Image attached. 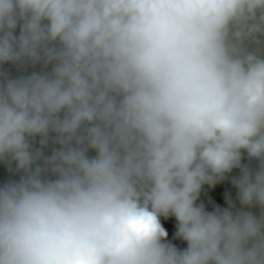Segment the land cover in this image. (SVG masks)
<instances>
[{
	"label": "clouds",
	"instance_id": "1",
	"mask_svg": "<svg viewBox=\"0 0 264 264\" xmlns=\"http://www.w3.org/2000/svg\"><path fill=\"white\" fill-rule=\"evenodd\" d=\"M7 63L0 264H264V0H0Z\"/></svg>",
	"mask_w": 264,
	"mask_h": 264
},
{
	"label": "rangeland",
	"instance_id": "2",
	"mask_svg": "<svg viewBox=\"0 0 264 264\" xmlns=\"http://www.w3.org/2000/svg\"><path fill=\"white\" fill-rule=\"evenodd\" d=\"M41 70H42V66L38 65L37 71H41ZM0 71H4L9 76L15 78L20 75H27L28 67L27 65L22 67L19 65L4 64L0 66ZM54 147H59V146L52 145L50 143L46 148L43 149L44 155L46 156L51 155V151ZM38 148H40V146ZM88 155L90 157L95 156V151L90 150ZM258 163L259 162L257 160L249 159L247 157V154L246 153L244 154V157L242 159L243 165H247L250 169L255 170L258 167ZM21 175L22 173L16 171L15 169V173L12 181H18ZM239 175H240V170L234 169L232 173L226 175V178L224 180L217 182L214 186H209L205 184L202 187L197 203H203L207 211H213L216 207L227 208L228 200H231L234 205L233 210H239L241 206L239 204V200L237 196L238 190L232 183L233 176H239ZM251 211H253L255 214L259 213L258 209H251ZM160 219L162 225L168 231L167 242L172 243L180 250L185 249L187 247V242L176 237L177 221L175 217L173 216H169L168 218L161 217Z\"/></svg>",
	"mask_w": 264,
	"mask_h": 264
},
{
	"label": "trees",
	"instance_id": "3",
	"mask_svg": "<svg viewBox=\"0 0 264 264\" xmlns=\"http://www.w3.org/2000/svg\"><path fill=\"white\" fill-rule=\"evenodd\" d=\"M19 33V29H17V34ZM13 65L11 63H7V65ZM28 67V74H30L33 71H37L38 65L31 66L27 65ZM39 138L36 139L34 142V147L38 148L39 145ZM15 162H10L8 160L0 161V186H2L5 183H8L12 181L14 173H15Z\"/></svg>",
	"mask_w": 264,
	"mask_h": 264
}]
</instances>
